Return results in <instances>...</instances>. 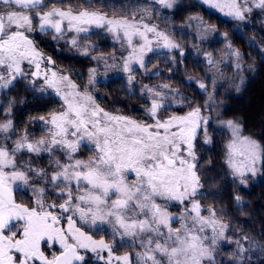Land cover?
Instances as JSON below:
<instances>
[{
	"label": "snow or ice",
	"instance_id": "1",
	"mask_svg": "<svg viewBox=\"0 0 264 264\" xmlns=\"http://www.w3.org/2000/svg\"><path fill=\"white\" fill-rule=\"evenodd\" d=\"M175 3L152 0V6L109 15L90 0L75 7L62 0H0V92L7 93L30 75L43 80L41 91L46 86L62 101L61 111L35 118L45 125L36 137L26 128L17 130L14 100L0 109V264H86L89 252L103 264H251V253L264 255V244L234 228L222 208L202 203L208 193L203 191L195 141L199 135L204 144L212 143L211 117L202 111L208 104H183L189 98L169 84L143 85L149 100L147 120L110 112L100 106L94 90L42 67L54 62L31 36L39 31L53 40L66 39L88 56L90 46L80 45V34L102 28L126 42L121 69L131 85L137 71L133 66L147 71L145 56L156 47L179 49L183 56L172 35L148 22L155 5L170 9ZM203 3L238 21L247 20L254 9L264 12V0ZM195 19L201 39L215 31L203 18ZM68 33L74 35L67 38ZM224 40L236 69L243 71L241 53L227 35ZM205 56L209 65L219 63L211 53ZM91 58L103 60L106 68L114 66L103 56ZM96 74V69L89 71V85L96 83ZM239 82L244 83L243 77ZM197 83L200 89L208 87L203 80ZM215 83L213 79V88ZM208 98L213 99L211 93ZM173 103L188 111L162 116L161 110ZM220 123L230 133L225 175L247 187L250 178L264 174V145L244 135L237 121ZM83 150L89 154L82 155ZM41 159L49 166H40ZM18 192H30L29 202ZM232 199L241 204L239 194ZM103 225L109 226L110 239H94ZM227 245L233 249L223 259ZM117 246L128 250L120 252Z\"/></svg>",
	"mask_w": 264,
	"mask_h": 264
},
{
	"label": "trees",
	"instance_id": "2",
	"mask_svg": "<svg viewBox=\"0 0 264 264\" xmlns=\"http://www.w3.org/2000/svg\"><path fill=\"white\" fill-rule=\"evenodd\" d=\"M93 7L99 8L107 12V8L101 7L100 0H90ZM98 5V6H97ZM195 14H200L206 22L213 25L221 33H225L230 38L233 47L238 49L243 58L249 62L255 57L258 64V74L250 88L241 96H235L229 100L228 107L224 110L223 118L226 120L237 121L243 128V134L251 136L259 143L264 145V59L261 58L259 52L251 46L250 39H253L256 46L264 50V12L255 10L250 14L252 19L250 24L244 25L237 21H224L216 13L209 10L203 4L194 0H185L177 9L171 12L172 18L178 23L184 21ZM240 25L242 31H237L235 26ZM175 37L182 43L184 56H179L177 60V69H174L167 61L163 63L156 60L153 65V73L146 76V82L149 85L169 84L170 87L177 89L188 97L189 100L183 101V104L205 105L207 103V94L211 82L204 72L207 64L200 63L193 52L190 50L191 40L176 33ZM219 44L212 47L216 52ZM114 48L113 45L101 43L98 52H110ZM222 51L224 47L222 48ZM213 52V51H212ZM220 53V52H219ZM216 54V53H215ZM166 57L164 58V60ZM65 60L79 70L85 72L96 66L94 59L81 57L80 55L65 56ZM158 63L160 64L158 67ZM169 69H172L169 71ZM158 71V73H157ZM189 77H194L189 80ZM203 80L208 85L207 90H201L197 81ZM111 88L106 91L105 102L106 108L114 110L116 113L133 117L137 120L147 117L146 109L149 106V100L146 96L140 94L137 89L134 93L129 91L124 84ZM115 100L116 105L111 102ZM111 103V104H110ZM180 106V105H179ZM206 108H202L204 112ZM188 111V107L171 106L167 111L161 110V115L166 117L172 113L183 114ZM213 143L211 146H205L202 142V136H197L195 141L197 147V155L200 157V171L202 173V181L205 183L203 191L208 193L205 204H211L218 209H223L227 213L228 219L232 222L234 228L242 230L243 234H247L251 239L264 244V174L262 179L245 187L237 183H232L231 178L226 176V167L224 165L225 144L228 136L223 133L213 132ZM215 194V195H214ZM234 194H239L241 204L238 206L232 199ZM233 249L232 245L225 246L221 251V257L227 259V256ZM261 260L251 264H262L264 255L261 253Z\"/></svg>",
	"mask_w": 264,
	"mask_h": 264
},
{
	"label": "rangeland",
	"instance_id": "3",
	"mask_svg": "<svg viewBox=\"0 0 264 264\" xmlns=\"http://www.w3.org/2000/svg\"><path fill=\"white\" fill-rule=\"evenodd\" d=\"M103 1H106L105 8H107V11L111 14L113 13L125 14V13L135 10L138 7L152 6V0H103ZM184 1L185 0H176L175 5L170 9H164V8H161L159 5H155L154 8L157 9V11L153 12V18L149 20L148 22L156 24L159 26L160 29L168 32L170 35H172V37L179 44H181L182 41L181 40L179 41L175 37L176 33L190 38L191 40L190 50L193 52V55L200 63L207 64L204 72L209 77V80L211 82V85L209 87V93L212 94L213 99L209 100L208 98L209 93L206 95L207 96L206 104H208L209 107H207L206 110L204 111L206 115L211 117L209 121V134L211 135V138H212L213 132L223 133L228 136V139H227L228 141L230 139L229 130L224 128L220 123L222 120H226L223 118L224 110L228 107L229 100L231 98L245 94V92L250 88L251 84L257 78L258 64H257L255 57L249 62V60L243 58L242 56L241 63L244 67V70L238 71L235 67V64H236L235 57L228 55V49L226 47V42L224 40V36L226 35L225 33L219 32L217 28L214 27L215 31L211 32L210 34L205 36L203 39L200 38L201 26L199 22L195 19L196 17L203 18L200 14H195V15L188 17L184 21V23L176 22L170 14L172 11L177 9ZM194 1H197L203 4L209 10L216 13L224 21H237V22H241L244 25L250 24L252 21V19L250 18V15L248 16L247 20L238 21V20L232 19L229 16L224 15V13L220 12L217 9L210 8L208 5L203 3V0H194ZM255 10H258V9H254L253 11ZM204 22L206 24H209L208 22H206V20H204ZM235 27L237 31L239 32L242 31V28L240 25L235 26ZM73 35L74 33H69L67 35V38H70ZM65 40L66 39H64V41ZM79 42L81 46H84V45L90 46V53L88 56H85V55H82L81 52L77 50V48L71 47L70 49L73 50L74 53L80 55L81 57H85V58L87 57L91 58L92 56H103L105 59L108 60L109 65H114V66H110L106 68L103 60L94 59L96 66L93 68L96 69V73H97L96 78H95L96 83L94 85H89V84L88 85H89L90 90H94V94L97 97L98 103L100 102L99 100L100 93L97 89V85H99L100 83H103V81L106 78H109V77H106L105 74L112 76L108 73H105L107 72L106 70L108 69H110V71L117 70L115 74L116 80H121L122 83H125V85L130 88L131 93H134L138 89L140 94L143 96H146L147 98H148L147 93L142 88L143 85H147L150 88H157L158 86L163 85V84H158V83L154 85H149V83L146 82V79H145L146 76H149V73L150 74L153 73L152 71L153 69H155L153 68V65L156 63L157 59L159 60V62L163 60L162 61L163 63L167 61V64H170L174 69H177V60H178L179 53L176 54L177 53L176 51L179 52V49L170 50L167 48H163L162 46L156 47L155 51L148 52L145 56V64L147 65V71L145 69L138 68V66H135V65L133 66L134 68H137V71L135 72L136 78L132 82V84L129 85L128 74L122 71L121 69L122 54L127 55L126 42L118 41L113 37L111 33L106 32L102 28H95V27L90 29V31L87 33H81L79 37ZM101 43L111 44L114 46V48L112 51L107 52L109 54L104 53V52H98L97 50L101 48ZM217 44H219L218 49L216 52H214L215 50L212 49V47H215ZM250 44L252 47H254L259 52V54L261 55V58L264 59V50L256 46L253 39H250ZM68 46H71V45L68 44ZM221 47L222 48L224 47L223 51ZM233 48L235 50H238L235 47ZM92 49H94V51ZM205 53H211L213 58L219 63L216 66L209 65L207 63ZM113 55L116 57L115 61L111 59ZM184 55H185V51H183V56ZM165 57L166 59L164 60ZM173 59L175 60V63H173ZM159 65L160 64L158 63L157 67ZM216 68L219 69V72L216 71ZM239 77H243L244 79L243 84H240ZM213 79H215L216 81L214 88L212 86ZM237 86H239V90H237ZM47 90L51 91L53 95L58 99V101H61L60 97L56 96L55 93L51 89H47ZM201 90H205V89H201ZM177 92L181 96H183V94L179 92L178 90ZM171 106L180 107L178 104H175V103H173ZM202 142H203V137H202ZM212 143H213V138H212ZM212 143L204 144V145L209 147L212 145ZM262 177H263V174H257V176L250 178L248 180L247 187H250L251 184L253 183L259 182L262 179ZM258 254H260L258 251L251 253V262L255 263L256 261L261 260L262 257H260V255L258 256Z\"/></svg>",
	"mask_w": 264,
	"mask_h": 264
},
{
	"label": "flooded vegetation",
	"instance_id": "4",
	"mask_svg": "<svg viewBox=\"0 0 264 264\" xmlns=\"http://www.w3.org/2000/svg\"><path fill=\"white\" fill-rule=\"evenodd\" d=\"M63 3L71 4L74 7L79 6L85 2V0H62ZM101 7H105L106 1L101 2ZM98 6V5H97ZM69 34V33H68ZM67 34V35H68ZM33 40L35 41L36 47L41 51V53L45 57H51L54 62L51 65H42V67H50L53 70L58 72H63L68 75L69 78L76 83L80 88H89L88 85V77L89 71L91 69L86 70L85 72L75 68L70 61L65 60V56H74L73 50H71V46H68V43L64 39L61 40H53L51 34L40 33L39 31L31 34ZM109 54V53H107ZM78 55V54H76ZM106 55V54H105ZM107 56V55H106ZM26 71L28 70V66L25 65ZM112 76L105 74L106 78L103 83L97 85V89L100 93V106L105 108L106 110L116 113L114 110L107 109L105 96L106 91H110L111 88H115L119 86L118 84H124L121 80H116L115 74L117 70L110 71V69L106 70ZM34 80V83L30 82ZM43 86L42 79H35L33 77L26 76L23 79H19L15 82V87L7 90V93L0 92V109L4 108L8 102V99H12L15 101L12 112V119L17 130L28 129V131L34 136H39L43 134V129L45 125L42 122H38L35 118L40 116H47L50 112L53 111H61L62 110V101H58V99L53 95V93L47 89L46 86L44 90L41 91L40 88ZM126 86V85H125ZM128 87V86H127ZM129 91L130 88L128 87ZM113 105H116V101L113 100L111 102ZM110 103V104H111ZM147 117L140 118L139 120H146ZM82 155H88L86 150H83ZM40 166L48 167L44 161L41 159L39 161ZM18 197L25 202H29V198L31 193L29 192L27 195H21L19 192L17 193ZM66 227V225H65ZM103 230L98 231V234H94V239L104 238L105 240L110 239V229L109 226L103 225L101 226ZM95 231V230H93ZM118 248V246H117ZM120 252L124 250H128L127 248L119 249ZM103 255H107L103 253ZM86 264H103V261H98L96 259L95 254L89 252L85 257Z\"/></svg>",
	"mask_w": 264,
	"mask_h": 264
}]
</instances>
